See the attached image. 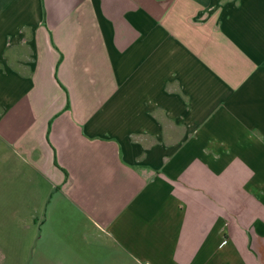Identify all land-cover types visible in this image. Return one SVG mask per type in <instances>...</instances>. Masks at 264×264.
<instances>
[{"label": "crops", "instance_id": "obj_1", "mask_svg": "<svg viewBox=\"0 0 264 264\" xmlns=\"http://www.w3.org/2000/svg\"><path fill=\"white\" fill-rule=\"evenodd\" d=\"M0 264H264V0H0Z\"/></svg>", "mask_w": 264, "mask_h": 264}]
</instances>
